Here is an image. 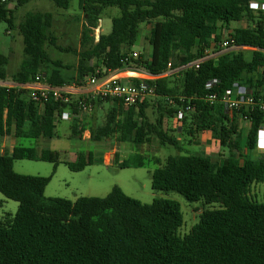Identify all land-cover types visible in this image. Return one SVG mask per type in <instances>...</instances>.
Here are the masks:
<instances>
[{
  "label": "trees",
  "instance_id": "trees-1",
  "mask_svg": "<svg viewBox=\"0 0 264 264\" xmlns=\"http://www.w3.org/2000/svg\"><path fill=\"white\" fill-rule=\"evenodd\" d=\"M51 1L60 9L70 8V0ZM29 2L0 0V23L18 29L23 37L25 58L11 76L15 84L31 83L45 73L52 86L76 82L83 87L99 69L129 67L161 75L170 62L173 69L181 68L149 82L156 87L155 123L146 114L148 100L133 107L97 100L96 107L110 102L112 107L104 126L91 132V138L102 142L116 134L119 142L139 147L154 135L162 146H173L179 154L170 156L164 166L159 159L151 161L140 154L119 166L154 164L153 190L176 192L203 210L192 230L181 235L184 218L173 200L144 204L119 187L104 198H47L51 178L18 174L14 161L65 164L80 172L94 163L93 153L64 161L56 151L18 145L10 153L0 146V194L19 203L17 213L0 223V264H264V201L253 193L255 185L264 183V159L252 157L264 129V112L258 107L229 112L220 101L208 100L211 95L221 100L227 91L241 86L264 103V15H254L251 0H80L86 24L79 50L62 49L78 57L72 77L65 75L71 67L52 60L47 50L57 47L53 14L28 13L15 25L10 3ZM109 8H118L120 15L113 18L111 33H101L96 42L94 31ZM244 20L248 27L234 29L231 37L246 49L205 59L199 68L188 66L205 57L208 49L219 53L223 29ZM142 24L151 25L152 53L126 61ZM8 63L0 54V82L9 79ZM213 80L217 83L208 88ZM65 109L52 100L40 111L26 90L0 85V139L10 134L17 139H52L55 115ZM179 111L184 113L179 129L185 138L194 140L210 132L221 148L228 149V158L188 153L164 127L165 120L174 119ZM244 121L246 128L241 125Z\"/></svg>",
  "mask_w": 264,
  "mask_h": 264
},
{
  "label": "rangeland",
  "instance_id": "rangeland-1",
  "mask_svg": "<svg viewBox=\"0 0 264 264\" xmlns=\"http://www.w3.org/2000/svg\"><path fill=\"white\" fill-rule=\"evenodd\" d=\"M10 8L14 10L15 25L17 26L28 13L42 12L53 14L52 32L57 38L56 45L58 48L48 46L47 50L52 60H59L65 66L71 67V69L65 71L66 76H75L76 71L74 68L78 64V57L72 53L62 52V49L79 50L83 26L86 24L83 10L80 8V0H70V8L68 10L58 8L51 0H30L24 6L10 3ZM119 15L120 11L118 8H109L104 12L100 22L102 34L108 35L111 33L112 20ZM232 26L240 27V23L234 22ZM150 29V24H142L137 42L131 48L132 51L145 55L147 58L149 56L147 53L150 49L149 43H146V41ZM94 36L96 38L100 36L99 28L94 31ZM0 54L9 59L6 67L9 79L4 84L13 85L11 76L19 71L25 58L24 44L19 30H12L5 22L0 23ZM148 101L150 106L146 110V114L149 121L155 123L159 117L156 97H150ZM160 101L163 102L162 100ZM111 107V103H104L102 106L96 107L92 114L82 115V119L73 126V130L69 121L59 123L56 127V135L52 139L35 141L15 138V141L11 137V139H8L7 147L4 148L7 152H10L13 146L21 145L36 148L38 151H56L61 154V159L64 161H76V155L87 157L92 152L94 158L92 165L87 166L80 172H74L65 164L56 166L50 162L16 160L14 161V171L21 175L51 178L45 191L47 198H62L71 201H76L80 197L104 198L115 187H119L126 195L144 204H151L154 200L162 198L176 201L181 207L184 218V224L179 233L181 235L188 234L199 221V215L203 210L201 204L188 202L176 192L165 193L153 190L152 173L156 166L152 163L143 168H121L119 166V164L135 154H140L151 161L159 159L162 166H164L166 160L170 156L179 154V151L173 146H162L154 135L150 137V142L144 143L139 147L119 142L116 134L100 143L94 142L91 138V132L104 126ZM247 124V122H241L244 128L248 126ZM179 126L180 123L175 118L165 120V129L184 145L188 153L210 156L213 160H226L228 158V149L221 148L210 132L202 133L196 139L190 140L182 135ZM74 133L78 134L75 135ZM84 134H86L85 141L82 140ZM11 140H14V142H11ZM200 140L204 142L210 140L207 145L211 148L207 154ZM2 143L3 139H0V146H2ZM252 157L264 159V151L257 148L252 153ZM253 193L259 201H264V183L255 185ZM18 208L19 203L9 200L0 194V223L7 216H14Z\"/></svg>",
  "mask_w": 264,
  "mask_h": 264
},
{
  "label": "built area",
  "instance_id": "built-area-1",
  "mask_svg": "<svg viewBox=\"0 0 264 264\" xmlns=\"http://www.w3.org/2000/svg\"><path fill=\"white\" fill-rule=\"evenodd\" d=\"M1 1L6 2L7 0ZM100 22L98 28L101 26ZM95 40L98 42L99 37H95ZM219 47L221 50L219 53H213L211 49H208L205 52V57L194 61L188 66L199 68L200 64L205 59L216 57L221 53L245 49L244 47L235 45L231 34L225 36ZM126 55V61L130 60V58L137 60L140 57V54L135 51L127 53ZM180 69L181 68L173 69L172 62H170L167 65V71L161 75H153L139 68L129 67H125L119 71L97 70L96 74L91 76L83 87H80L76 82L63 86H52L47 82L45 73L36 75L31 83L22 85L14 83L13 85H7L4 84L5 82H0V85L26 90L30 99L38 105L40 111H44L47 104L52 100L66 105L64 111L56 113L55 115L54 123L58 125L61 122L78 119L84 114H92L95 110V102L97 100L116 101L123 104L125 107L139 105L150 97H156V87L150 85L149 82L154 83L157 79L170 76L178 72ZM100 74L103 75L99 77ZM123 74L129 75L133 80H137L138 83H124L121 77ZM215 83H217V80L208 83L207 87L211 88ZM208 100L211 104L220 101L229 112L243 108H251L253 110L256 107L264 112V103L257 102L248 89L241 86H236L232 90L227 91L221 100L217 95L209 96ZM112 102L110 103L112 104ZM187 110H189V108H187ZM183 117L184 113L179 111L175 119L177 122H180L183 120ZM263 131L264 129H262L261 133Z\"/></svg>",
  "mask_w": 264,
  "mask_h": 264
},
{
  "label": "crops",
  "instance_id": "crops-1",
  "mask_svg": "<svg viewBox=\"0 0 264 264\" xmlns=\"http://www.w3.org/2000/svg\"><path fill=\"white\" fill-rule=\"evenodd\" d=\"M251 8H252V10H253V12H254V15L256 16V17H258V16H263L264 15V0H251ZM101 25V24H100ZM246 27H248V22L247 21H242V22H240V27H233L232 26V24H230L229 25V27L227 28H224L223 29V39L225 38V36L226 35H228V34H232L233 33V30L234 29H236V28H246ZM99 30H100V34L102 33V29L101 28H99ZM148 37H149V35H147V41H146V43L148 42L149 43V41H148ZM149 49L151 50H149V52L147 53V54H149V56L148 57H150V55H151V53H152V48H151V46L149 45ZM246 49V48H245ZM140 55H142V54H140ZM99 70H101V69H99ZM121 77H122V81L123 82H133L134 80H133V78H131L129 75H127V74H123V75H121ZM82 119V117H80V118H78V119H73L72 121H69L70 123H71V126H72V130H73V126L75 125V124H78V122L80 121ZM74 132V131H73ZM86 132H89V131H86ZM85 132V133H86ZM11 137H13V139L16 141V137H15V135L14 134H10V135H8V136H5L4 138H3V143H2V146H1V148H2V150H4V151H6L7 152V150H5L4 148H6L7 147V143H8V139L10 138L11 139ZM14 140H11V142H14ZM42 139H40V141H41ZM43 140H45V139H43ZM82 140L83 141H85L86 140V134H84V136L82 137ZM39 141V140H38ZM201 141V143H202V146H204L205 147V153L207 154L208 153V151H209V149L211 148L209 145H207V144H209L210 143V140H208V141H202V140H200ZM98 143H100V142H98ZM15 146H13V148H14ZM13 148L11 149V151H10V153L13 151ZM258 148H260L261 150H263L264 151V131L260 134V140H259V146H258ZM42 150H39V152H41ZM76 157H78L77 155H76Z\"/></svg>",
  "mask_w": 264,
  "mask_h": 264
}]
</instances>
